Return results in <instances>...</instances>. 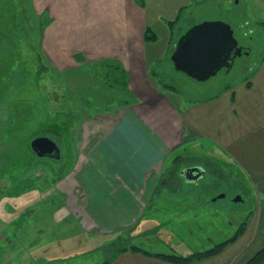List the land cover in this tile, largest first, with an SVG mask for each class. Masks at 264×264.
Segmentation results:
<instances>
[{"label":"crops","instance_id":"0c3cea01","mask_svg":"<svg viewBox=\"0 0 264 264\" xmlns=\"http://www.w3.org/2000/svg\"><path fill=\"white\" fill-rule=\"evenodd\" d=\"M193 2L179 1L173 14L166 15L154 10L151 0H26L27 14L42 22L43 58L58 74L73 76L85 69L101 74L103 68L116 66L128 74L123 89L103 87L105 100H110L103 108L86 111L82 117L70 170L50 179L49 188L30 206L34 208L21 210L28 222L39 210L36 204L53 198L51 218L30 233L39 243L54 231L53 226L80 230L83 235L114 234L117 239L128 231L126 238L132 239L131 232L140 224H150L166 214L167 221L180 222L183 228L189 221L196 225L197 233L191 238L197 243L181 255L185 257L226 241L248 221L236 242L218 255L192 264H248L264 249V62L250 79L227 84L216 95L200 99L181 93L180 78L170 75L169 81L175 82L171 87L159 74L163 64H157L167 45L174 71L186 75L176 70L172 56L188 30H175V23L185 20L182 15ZM37 138L30 145L34 153L32 142ZM49 139L60 150V158H49L61 160L59 143ZM188 156L202 158L193 157V164L181 167L173 179L170 171L177 159ZM195 167L204 174L190 180L184 172ZM225 170L228 177L222 175ZM211 174L218 181L213 192L202 187ZM221 179L240 181L235 194L241 200L231 199L233 203L242 202L247 194L255 197L248 220L238 228L230 222L219 228L206 226L202 219L212 205L230 198L220 186ZM8 196L5 205L13 214L17 203ZM221 213L214 210L217 217ZM27 225L26 229L31 224ZM14 229L1 239L4 256L23 255L19 264H28L34 257L28 255L34 239L23 244L19 238L27 236L29 229ZM171 235L175 241L180 239L178 234ZM207 241L212 242L210 248L196 251L194 245L204 246ZM140 249L119 253L111 264H175L157 256L171 253ZM106 260L100 257L95 264ZM56 262L58 259H52L48 264Z\"/></svg>","mask_w":264,"mask_h":264},{"label":"rangeland","instance_id":"374dc122","mask_svg":"<svg viewBox=\"0 0 264 264\" xmlns=\"http://www.w3.org/2000/svg\"><path fill=\"white\" fill-rule=\"evenodd\" d=\"M151 1L154 3V10L171 15L179 1L190 3L192 0ZM192 5L182 15L185 20L175 23V30L187 31L206 21H221L232 26L241 46L251 49L250 58H238L231 74L228 75L229 71L223 69L218 75L201 82L176 73L170 64L171 50L163 45L165 50L157 64V67L163 64L160 67L162 72L159 71L162 82L175 87V82L169 81L172 75L173 78H180V91L188 98H208L216 95L227 84L250 79L263 64L264 0H194ZM24 7L28 11L26 0H0V264H19L23 260V255L13 259L4 256L1 239L6 238V233H14V228H22V231L29 229L27 236H20L21 243L30 244L31 239H34L35 244L28 248V255L31 256L32 253L34 257L28 259V264H43L42 257L47 264L52 259H58L56 264H95L100 257L109 259L112 256L107 247L113 242L125 247L136 245L145 251L186 255V251L193 246L191 244L197 243L191 238L197 233L196 225L194 221H189L184 223L187 227L183 228L180 222L167 221L166 214L150 224H140V228L131 232L132 239L126 238L128 231L119 240L114 234L83 235L79 233L80 230L59 229L57 226H53L54 231L50 230L40 243L31 236L30 233L35 231L37 224L51 218V198L44 200L45 203L36 204L35 208L39 210L28 222H25L27 214L21 210L27 209L25 211L29 212L34 208L30 206L49 188L50 179L70 170L76 155L74 142L78 135V124L87 114L86 111L101 109L110 100H105L108 97L103 91V82L94 69H85L73 76L58 74L52 69L43 58L42 22L38 18L33 20L35 15L27 14ZM247 62H252V65L244 70ZM39 136L49 137L59 143L62 149L61 160L39 157L31 150V141ZM193 157L197 160L202 158ZM193 157L184 158L186 163L182 168L193 164ZM222 175L228 177V172L225 170ZM208 178L204 182L206 185L201 186L204 189L206 186L213 192L217 189L215 183L218 181L212 174ZM176 184L178 183L173 182L174 186ZM238 185L240 181L221 179L220 186L227 190L230 198L225 202L219 200V204L212 205L211 211L204 214L202 219L206 226L215 224L219 228L231 225L230 222L238 228L240 223L248 220L247 217L254 209L255 197L247 194L242 202L233 203L232 200L239 196L235 194ZM8 195L11 197L9 200L17 203V210L13 214L8 212L11 209L5 205ZM49 201L50 205H47ZM216 209L222 212L220 217L214 215ZM149 215L150 212L145 217ZM28 223L31 225L26 229ZM171 234H178L180 239L175 241ZM213 236L215 241L219 240L217 234ZM41 243L46 246L36 245ZM211 244L212 242L207 241L204 246L196 244L194 247H197L196 251H203L206 247L210 248Z\"/></svg>","mask_w":264,"mask_h":264},{"label":"water","instance_id":"95a60500","mask_svg":"<svg viewBox=\"0 0 264 264\" xmlns=\"http://www.w3.org/2000/svg\"><path fill=\"white\" fill-rule=\"evenodd\" d=\"M243 48L234 35L230 24L221 21H206L193 26L179 40L172 62L177 71L197 81H207L223 69L231 70L235 59L242 55ZM32 149L39 157L60 158L58 145L47 137L32 142ZM190 180L204 174L200 167L184 172ZM241 200L237 198L236 201Z\"/></svg>","mask_w":264,"mask_h":264},{"label":"trees","instance_id":"16d2710c","mask_svg":"<svg viewBox=\"0 0 264 264\" xmlns=\"http://www.w3.org/2000/svg\"><path fill=\"white\" fill-rule=\"evenodd\" d=\"M149 33H147L148 37ZM103 73H97L99 75L100 80L103 82V87L105 88H118L123 89L128 84V74L127 72L122 69L119 66L116 67H106L102 69ZM186 163L184 158H178L175 166L170 171L171 176L173 179L177 178V173L179 172L180 168ZM247 222H244L239 229L237 230L236 234L226 241H223L217 245H215L213 248L208 249L203 252H197L189 256H181L176 254H170V255H157L161 257L162 259L175 263V264H192L198 261H202L204 259L213 257L215 255H218L221 253L228 245L236 242L239 237L244 233ZM122 239V238H121ZM119 239V240H121ZM119 243H112L110 244L108 250H111L112 256L109 257L105 261V264H111L116 255L119 253H122L124 251H142L139 247L136 245H130V247L120 246ZM119 247V248H118ZM117 249V250H116ZM116 250V251H115ZM248 264H264V249L261 250L259 253L256 254L255 257H253Z\"/></svg>","mask_w":264,"mask_h":264},{"label":"flooded vegetation","instance_id":"af4514ba","mask_svg":"<svg viewBox=\"0 0 264 264\" xmlns=\"http://www.w3.org/2000/svg\"><path fill=\"white\" fill-rule=\"evenodd\" d=\"M243 47V46H242ZM244 48V52H243V54H244V56L246 57V58H250V55H251V49L248 47H243ZM235 61H236V59H235ZM235 63V62H234ZM250 65H252V62H247V65L246 66H244L243 67V69L245 70V69H247ZM249 69V68H248Z\"/></svg>","mask_w":264,"mask_h":264}]
</instances>
